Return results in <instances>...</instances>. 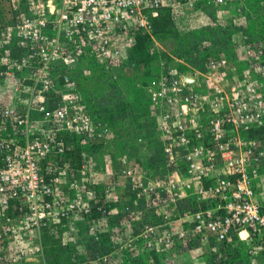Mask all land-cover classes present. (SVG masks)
Returning a JSON list of instances; mask_svg holds the SVG:
<instances>
[{
	"label": "rangeland",
	"instance_id": "rangeland-1",
	"mask_svg": "<svg viewBox=\"0 0 264 264\" xmlns=\"http://www.w3.org/2000/svg\"><path fill=\"white\" fill-rule=\"evenodd\" d=\"M165 4L172 20L166 37L146 41V34L130 24L108 40L66 39L64 46L73 52L69 65L57 62L56 71L38 66L36 78L54 81L59 73L67 77L62 88L79 104L84 130L66 135L70 150L64 165L42 166L58 190L51 213L45 209L44 194L36 201L21 194L7 213L0 212V264H52L44 254L45 234L77 251V264H130L137 258L139 264H211L224 258L222 244L214 239L172 252H148L130 219L143 207L125 170L130 167L137 178L159 176L164 154L157 139L151 81L169 79V72L204 94L222 88L230 95L236 88L264 120V0H226L220 6L215 0ZM58 30L48 23L44 34L51 38ZM75 46L80 47L77 53ZM210 81L215 85H208ZM35 89L46 96L57 94L50 84ZM47 105L55 108L52 102ZM86 118L93 132L86 131ZM249 133L243 136L249 138ZM257 141L263 146L264 135ZM258 201L264 204V179ZM234 246L251 264H264V248L257 242Z\"/></svg>",
	"mask_w": 264,
	"mask_h": 264
},
{
	"label": "built area",
	"instance_id": "built-area-1",
	"mask_svg": "<svg viewBox=\"0 0 264 264\" xmlns=\"http://www.w3.org/2000/svg\"><path fill=\"white\" fill-rule=\"evenodd\" d=\"M215 2L220 6L226 0ZM165 7V0H0V212L7 213L21 194L33 201L44 194L51 213L58 190L42 166L64 165L70 150L66 135L84 130L79 104L62 88L67 77L36 78L38 66L56 71L57 62L69 65L73 52L64 46L66 39L108 40L130 24L151 36L152 19ZM22 8L27 13H20ZM48 23L59 28L52 41L44 34ZM78 50L75 46L73 51ZM169 76L151 81L164 154L161 172L156 178H137L130 167L125 170L143 207L130 214L138 239L156 253L212 239L220 244L257 242L264 248V204L258 201L264 145L243 136L264 126L263 114L253 112L236 88L230 95L222 88L204 94L190 81L172 72ZM40 84L52 85L57 94L38 93ZM86 120V131L93 132Z\"/></svg>",
	"mask_w": 264,
	"mask_h": 264
},
{
	"label": "trees",
	"instance_id": "trees-1",
	"mask_svg": "<svg viewBox=\"0 0 264 264\" xmlns=\"http://www.w3.org/2000/svg\"><path fill=\"white\" fill-rule=\"evenodd\" d=\"M167 11L168 10L163 8L159 11L158 16L152 19L153 32L151 36L155 39L166 37L171 33L170 26L172 25V20L170 13ZM151 36L146 34L144 38L147 41L149 38H152ZM263 135L264 129L252 130L249 133V138L259 140ZM145 142L148 146L147 141ZM161 168L162 167H160L158 171L161 172ZM153 222L156 223L158 220L153 218ZM236 242H239V240L236 239L230 244H222L224 258L214 260L211 264H251V262L243 257L244 255L241 252L240 247L234 246V243ZM43 248L47 260L52 264H77V251L69 250L64 246L56 244L52 238L46 234L43 236ZM144 253L145 252H142V254ZM140 262L141 259L137 258L130 261V264H139Z\"/></svg>",
	"mask_w": 264,
	"mask_h": 264
}]
</instances>
